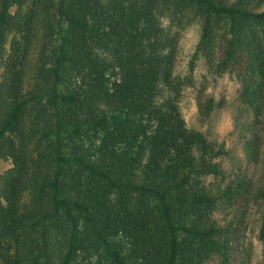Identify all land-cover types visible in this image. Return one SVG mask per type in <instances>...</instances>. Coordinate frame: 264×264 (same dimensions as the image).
Returning <instances> with one entry per match:
<instances>
[{"label": "trees", "instance_id": "obj_1", "mask_svg": "<svg viewBox=\"0 0 264 264\" xmlns=\"http://www.w3.org/2000/svg\"><path fill=\"white\" fill-rule=\"evenodd\" d=\"M199 58L258 110L264 0H0V264H233L220 206L256 207L264 248V147L229 180L180 114L187 89L211 111Z\"/></svg>", "mask_w": 264, "mask_h": 264}, {"label": "rangeland", "instance_id": "obj_2", "mask_svg": "<svg viewBox=\"0 0 264 264\" xmlns=\"http://www.w3.org/2000/svg\"><path fill=\"white\" fill-rule=\"evenodd\" d=\"M199 27L193 25L182 34L178 70L184 73L199 40ZM202 58L195 63L194 79L197 88L204 89L212 108L206 116L198 113L194 93L187 89L179 104L186 127L200 133L206 140L223 143L226 155L222 160L224 176L240 182L256 178L258 164L254 155L264 147V86L258 110L242 103L239 97L241 83L236 76L214 74ZM10 168L9 161L0 158V176ZM218 225L233 235L231 260L233 264H264V248L257 240L258 214L256 207L242 212L220 206L216 211ZM207 264H217L216 258Z\"/></svg>", "mask_w": 264, "mask_h": 264}]
</instances>
